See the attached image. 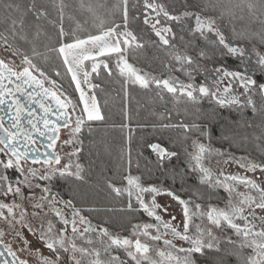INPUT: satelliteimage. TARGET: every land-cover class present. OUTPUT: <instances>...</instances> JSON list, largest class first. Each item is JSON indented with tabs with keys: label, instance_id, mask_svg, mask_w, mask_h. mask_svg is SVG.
I'll return each instance as SVG.
<instances>
[{
	"label": "snow or ice",
	"instance_id": "obj_1",
	"mask_svg": "<svg viewBox=\"0 0 264 264\" xmlns=\"http://www.w3.org/2000/svg\"><path fill=\"white\" fill-rule=\"evenodd\" d=\"M81 6H85L83 0ZM64 7L61 0L58 7L60 19L58 35L61 38L67 35L62 23ZM87 7L90 12L93 11L91 5ZM211 7L214 8L216 5L212 4ZM247 8L253 15L260 11L264 16V0H259L258 4L250 2ZM0 9L4 13L3 21L7 23L5 30L0 31V42L4 45V51L10 52L13 57L22 58V65L19 67L14 59H0V197L4 200L12 199L11 203L0 200V219L7 221L9 227L13 229L18 223L21 228H27L32 235L38 237L54 257L44 256L37 250L40 264H60L62 253L69 254L71 264H83L85 259L88 260V264H197V255H204L209 250L217 253L224 251L220 247L221 241L215 234L216 230L224 235V242L232 246L234 251L231 255L237 257L239 264H264V181L258 182L249 175L228 174L223 171L217 174L205 164L209 157L215 155L223 158L217 163L234 162L245 172L255 173L259 170L264 176V161L257 162L247 157L237 158L205 143L193 141L192 147L195 151L188 153L192 161V170L199 172L202 185L221 188L228 194L224 207L210 204L202 207L193 200L181 199L170 190L156 185L145 186L139 176L131 174L125 176L126 187H116L109 182L108 187L116 195L125 193L127 195L126 209L119 211L129 213L135 211L134 198L139 210L153 220L151 223L135 224L129 221L132 229L130 236L111 232L108 227L93 226L92 221L83 213L94 209L78 207L73 199H64L55 191V184L60 179L84 180L83 167L78 162L79 154L83 150L81 134L88 122L105 119L95 94H88L84 85L89 89H97L99 85L93 84L90 77L93 74L99 75L102 68L106 70L108 76L115 73L124 84L139 85L145 90L154 86L160 99H163L162 94L165 92L171 94L176 104L183 100L185 103L198 105L202 99L207 98L221 107H251L253 112H257V105L252 97L254 92H258L264 99V83L258 84L254 76L257 71L264 73V53L254 48L249 51L231 43L210 15L187 10L175 13L166 6V0H136L131 9L141 13L143 24L155 34L159 44L178 65L174 70L182 72L188 77V81H182L172 75L153 76L138 69L129 61V56L142 50L145 43L129 27V0H117L113 9L114 13L118 11L120 14L119 23L114 19L106 21L97 17L98 34H88L83 38L73 35L67 42L58 41V47L48 48L49 52L56 53L62 59L66 71L70 73L71 81L75 83L79 97L78 102L74 103L70 97L58 94L55 90L57 82L48 80L46 74L34 63L36 58L43 55L35 44L32 45L30 53L22 51L15 45L18 36L17 26L24 27L23 16L21 15L19 19L14 16L21 13V5L17 0H0ZM26 11L33 12L37 18L47 15L34 3L29 5ZM137 18L133 12L131 19ZM186 22H189L188 31L193 36L198 35L204 39L215 37V40H210V51L198 50L200 59L210 60L217 53L227 54L240 59L243 66L237 70H229L223 65L214 66L211 70L206 66L201 67L191 55L182 52L173 43L177 39L173 23L183 27ZM261 23H264V20ZM36 35L39 37L40 33L37 32ZM179 39L183 41L184 38L181 36ZM261 39L264 41V33L261 34ZM110 60H114L113 66H110ZM86 61H90L91 64H86ZM166 67L170 71L173 70L172 64ZM35 73H39V76ZM194 73L204 75V81L195 83ZM56 75H60L59 71ZM46 81L52 87H46ZM53 116L56 118L52 119ZM161 127L182 129L185 138L187 133L192 131H201L202 135H206L200 125L195 123L189 125L181 121L176 124H162ZM61 129L67 130L63 144L69 148L63 157L56 151ZM88 131L92 129L89 127ZM257 139H264V134ZM149 147L156 153L158 161L178 155L174 151H168L161 144L154 143ZM64 157L67 158V162L62 164ZM128 157L130 164V150ZM241 188L243 190H240ZM145 193L151 194L149 202L145 201ZM164 194L182 205L184 217L182 230L181 226L164 220L159 213L158 210L161 208L167 212V208L156 199L157 196ZM16 199L29 204L36 211L29 213L22 204L15 203ZM45 205L61 227L56 229L52 221L48 220L46 230L42 222L41 230L37 233L31 223H25V219L29 215L40 218ZM17 209L21 210L17 212ZM196 219H199L200 223H195ZM228 232H231V235H228ZM92 234H96L95 241ZM2 235L0 232V236ZM16 235L21 237L23 232L17 230ZM233 236L236 237L235 240ZM141 237H147L152 243L142 240ZM77 239L90 247L78 246ZM161 241L165 246L163 248L156 246ZM23 242L28 244L27 239ZM97 242L102 247L93 246ZM175 242H183L188 246H178ZM0 246L8 255L15 257L10 246L4 245L3 241H0ZM121 250L127 261L116 254ZM102 253L108 256L107 261L101 259ZM4 255L5 252L0 251V257ZM13 264L28 262L15 260Z\"/></svg>",
	"mask_w": 264,
	"mask_h": 264
},
{
	"label": "trees",
	"instance_id": "obj_2",
	"mask_svg": "<svg viewBox=\"0 0 264 264\" xmlns=\"http://www.w3.org/2000/svg\"><path fill=\"white\" fill-rule=\"evenodd\" d=\"M191 6L202 15L220 18L232 40L252 43L264 49L261 34L264 33V16L260 11L255 14L247 8L248 3H259V0H187ZM21 5V13L14 14L19 19L21 15L24 27L17 26L18 36L15 45L22 51L29 52L35 44L42 53L34 63L48 76L58 83L72 96L77 94L75 83L70 79L62 59L49 47H58V41L67 42L73 35L81 38L88 34H98L97 17L109 21L114 19L120 22V14L113 9L117 0H63V28L64 37H59L60 19L58 7L61 0H17ZM136 0H129L131 5ZM46 12V16H37L26 11L29 5ZM215 4L216 7H211ZM91 5L93 11L88 10ZM114 13V15H113ZM3 10L0 9V31H4L7 23L3 21ZM177 35V45L186 52L198 56L199 49L210 51V42L192 37L179 24H173ZM37 32L40 33L37 37ZM183 36V41L179 38ZM23 37V38H22ZM103 59V58H101ZM212 60L227 68L240 65L227 54L217 53ZM111 62L113 60H110ZM129 61L135 66L148 71L158 72L166 76L169 69L166 67L175 62L168 56L165 48L151 42L135 55L129 56ZM89 62V61H88ZM241 66V65H240ZM241 68V67H240ZM60 75L57 76L56 72ZM178 74V73H177ZM182 74V73H180ZM264 83V75L257 79ZM92 82L99 85L94 89L95 96L100 103L103 121L88 122L81 139L83 140L80 160L83 164V181L60 179L55 184V191L64 199H73V202L84 209L83 214L95 224L108 227L109 230L120 235H129L132 224L147 220L146 213L133 204L135 211H119L126 209L127 195H116L108 187L109 182L116 187L126 183L125 176H139L141 183L160 185L170 190L181 199L193 200L202 206L221 205L227 198L226 193L202 185L200 180L188 164V153L193 149V141L198 139L221 148H228L232 152L246 154L257 162L264 161V139H257L264 134V99L257 97V112L252 110H235L231 107H221L205 101L198 105L182 102L176 104L172 95L163 93L160 99L157 90H145L139 85L124 84L115 73L108 76L103 68L99 75H92ZM184 122L189 125L195 123L201 131L185 133L182 129L162 128V124H176ZM92 131H88V128ZM161 144L170 152L178 155L163 161H158L157 155L149 147L150 144ZM130 150L131 163L128 153ZM15 175V174H10ZM222 253L206 251L204 255H197L196 260L201 264H239L231 245L222 241Z\"/></svg>",
	"mask_w": 264,
	"mask_h": 264
},
{
	"label": "rangeland",
	"instance_id": "obj_3",
	"mask_svg": "<svg viewBox=\"0 0 264 264\" xmlns=\"http://www.w3.org/2000/svg\"><path fill=\"white\" fill-rule=\"evenodd\" d=\"M166 6H168L175 13H180V12L185 11V10L197 12L191 6V4L187 0H166ZM138 7H139V5H138ZM133 12H135L136 16L138 17L137 19H134V20L131 19V15L133 14ZM214 19L216 20L217 25L220 27L221 31L225 34V37L231 43L238 44V45L244 47L246 50H249V51L254 48L257 51L264 53V49H261V48H259L258 46H255L252 43H246V42H243V41L232 40L230 38L229 34L227 33V30H226V28H225L224 23L222 22V20L220 18H214ZM142 21H143V17H142V15H141V13L139 11H136L134 9L133 11L130 12V25H129V27L140 36L141 40L144 43L151 42V43H154V44H156L158 46H161L159 44L158 38L155 36V34L153 32H151L149 30L148 26L144 25ZM173 24H175V23H173ZM188 26H189V22H186L183 25V27L187 31H188ZM173 30H174V32H176L174 26H173ZM188 34H190L192 37L200 38V39H203V40L208 41V42H210V40H215V37L214 36H210L209 39H204V38L199 37L198 35L193 36L189 31H188ZM176 35L179 36L181 34L178 33V32H176ZM173 43L176 44V46L182 52H186L185 50H182L177 45L176 40L173 41ZM186 53L189 54V55H191L194 58V60H196L199 65H201V67L206 66L209 70H211L214 66L222 65V64L216 62L215 60H212V59H210V60H202L197 55H193L191 52H186ZM228 56H230V55H228ZM230 57H232L234 60H236L241 66L238 65V67L228 68L229 70H237V69H240V67L243 66L240 59H238L235 56H230ZM0 59H6V60H13L14 59L15 60V64L18 67L22 65V58L19 57V56L13 57L10 52H5L4 51V45L2 44V42H0ZM85 63L88 64V65L91 64L90 61L89 62L86 61ZM109 64H110V66H113L114 60L112 62L109 61ZM176 67H178V65H176L173 68L172 71L169 70V72L167 73L166 76H163V75H161L158 72L156 73V72H152V71L145 70V69L140 68V67H137V68L143 70L144 72H148V73H150L153 76L167 77L169 75H172V76L178 77L182 81L187 82L188 81V77L185 76L182 72L175 71L174 69ZM180 73H182V74H180ZM35 74L37 76H39V73H35ZM261 75L263 76L264 73H261V72H258L257 71L255 73L254 78L257 80L259 78V76H261ZM46 76L48 77V80H55V79L51 78L50 76H48L47 74H46ZM194 76H195V83L199 84V83H201V82L204 81V78H205L204 75H200V74L194 73ZM41 78L43 79V77H41ZM90 79L92 81V77H90ZM55 81L57 82V84L55 86V90L58 92V94H61L62 97L63 96L70 97L74 103L78 102V97H79V92L78 91H77V94L76 95L72 96L69 92H67V91H65V89H63V87L58 83L57 80H55ZM257 83L259 84V81L258 80H257ZM45 86L46 87H52V85L49 84L48 81L45 82ZM84 87H85V91L88 94L91 95V94L94 93V91H93L94 89H89L87 85H84ZM237 90L238 91H243L242 89H237ZM259 96L260 95H259L258 92H254L253 93V97L252 98L255 101L256 105H257V100L256 99ZM202 101L215 104L214 102L208 100L207 98L202 99L201 102ZM80 107H82V104L80 105ZM231 108H233L235 110H239V111H241V110H252L251 107L237 108V107L231 106ZM66 131L67 130H65V129H62L61 130V138H60L59 141H57V145H56V151L59 152L62 155V157L64 156V153L69 150L68 146H66V145L63 144V140L66 138ZM195 141H199V140L196 139ZM199 142H201V141H199ZM202 143H204V142H202ZM205 144L206 145H209L207 143H205ZM210 146L212 148H214V149H217V150H219L221 152H225V153H227L229 155H232V156H235L237 158H239V157H247L249 159H253V157H251L249 155L239 154V153H236V152H232L228 148H221V147H216V146H213V145H210ZM194 151H195V149L193 148L189 153H192ZM222 159L223 158L214 155V156L209 157L205 161V164H206V166L210 167L213 170L214 173H217V174L219 172L223 171V172L228 173V174L249 175V176H252V177L256 178L258 182L264 181V176L261 175V173H260L259 170H257L255 173L245 172V170L240 169L238 167V165H236L234 162H230L229 164L217 163V161L222 160ZM66 162H67V158L64 157L62 159L61 163L64 164ZM78 162L83 167V164H82V162L80 160V156L78 157ZM188 164H189L190 168L192 169V161L190 159V156L188 157ZM37 167H39V166L37 165ZM194 173L196 174V176L199 179V176H200L199 172L194 171ZM126 185H127V182L125 183V185L119 186V187H126ZM156 186L164 189V187H162L160 185H156ZM214 189L220 190V191H223L224 193H226L221 188H214ZM240 190H243V188H241ZM37 194L39 195V193H37ZM226 195H227V198L224 200L223 204H221L219 206H217V205H213V206L224 207L225 204H226V202H227V199H228V194L226 193ZM144 198H145V201L146 202H149L150 199H151V194L145 193ZM156 199H157V202L159 204H161L164 208H167V212H164L163 211V208H161V209L158 210L159 213L162 215L163 219L164 220H167V221H170L171 223H173V224H175L177 226H181V230H182V222L184 220L183 211H182V205H180V203L177 200L173 199L172 197H170V196H168L166 194L157 196ZM0 200H4V198L3 197H0ZM4 202L11 203L12 202V199L11 198H8L7 200H4ZM15 203L22 204L23 208H27V210H28L29 213H32L33 211H36L29 204L22 202L20 199H16L15 200ZM58 207H62V206H58ZM202 207H206V206H202ZM20 210L21 209H17L16 211L19 212ZM45 213H46V215H45ZM5 214L7 215V212L6 211H5ZM172 217H175V219L173 220ZM48 220H51L52 221V223L55 225V228L56 229H59L61 227V225L59 223H57V220H56L54 214L48 209L47 205H45L44 213H41V217L40 218H33L31 215H29V216L26 217L25 223H31L32 226H33V230L36 231L37 233H39V231L41 230L40 229V224L43 222L44 223V230H46V228H47V221ZM151 222H153L152 218L148 217L146 221L141 222V223H151ZM195 223H200V220L199 219H196L195 220ZM92 224H93V226H101V225H97V224H95L93 222H92ZM17 230L22 231L23 232V236L18 237L16 235V231ZM0 232L3 233V236H4L3 239H4V241L5 242L12 241L13 244H14L15 250H17L19 252L20 256L23 259H28L30 263H36L37 256H38L37 255V250H39V253L42 254V255H44V256H48L50 258H54V257H52V253L46 247L43 246V243L38 239L37 236L32 235V233H30L27 230V228H21L20 224H18V223L16 224V228L13 229V228L9 227L7 221H5L3 219H0ZM111 232H114V231H111ZM114 233L119 234L117 232H114ZM215 234L217 235V237L219 238V240L221 242L224 241V235L220 231L216 230L215 231ZM227 234L228 235H231V232H228ZM130 235H131V232H130L129 235H122V236H130ZM232 238L234 240L236 239L235 236H233ZM25 239H27L28 244H25L23 242ZM92 239L94 241L96 240V234H92ZM141 239L142 240H145V241H147L149 243H152L151 241L148 240L147 237H141ZM76 242H77V245L78 246L90 247L89 245L84 244V242L82 240H80V239H77ZM175 243H177L178 246H183V247H187L188 246L187 244H184L183 242H175ZM93 246H95V247H102L98 242L95 245H93ZM156 246L161 247V248L165 247L163 245V242L162 241L159 242V244L156 245ZM116 254L120 255V257H121L122 260H126L127 261V257L125 256V254L123 253L122 250L119 251ZM77 257L79 258V254L78 253H77ZM101 259L107 261L108 260V256L107 255H104L102 253ZM60 264H71V261L69 259V254L62 253V259L60 261ZM83 264H88V260L85 259L83 261ZM197 264H201V263H198L197 262Z\"/></svg>",
	"mask_w": 264,
	"mask_h": 264
},
{
	"label": "flooded vegetation",
	"instance_id": "obj_4",
	"mask_svg": "<svg viewBox=\"0 0 264 264\" xmlns=\"http://www.w3.org/2000/svg\"><path fill=\"white\" fill-rule=\"evenodd\" d=\"M3 238H4L3 235L0 236V241H3V244L4 245H8V246L11 247L12 251L15 253V257L8 255L7 251L2 246H0V251H4L5 252V255L3 257H0V264H5V262H7V264H13V262L15 260H25V261L28 262V264H40V261H39V257L38 256H37L36 263H30L28 259H23L20 256L19 252L17 250H15L13 242L12 241L5 242Z\"/></svg>",
	"mask_w": 264,
	"mask_h": 264
},
{
	"label": "water",
	"instance_id": "obj_5",
	"mask_svg": "<svg viewBox=\"0 0 264 264\" xmlns=\"http://www.w3.org/2000/svg\"><path fill=\"white\" fill-rule=\"evenodd\" d=\"M52 105H53V109L55 110L56 106H55V102L54 101L52 102ZM55 118H56L55 116L52 117V119H55ZM61 122H62V120H61ZM49 151H51V150H49Z\"/></svg>",
	"mask_w": 264,
	"mask_h": 264
}]
</instances>
